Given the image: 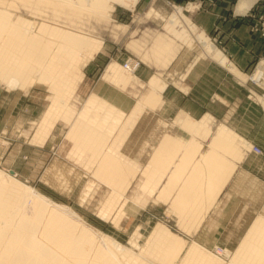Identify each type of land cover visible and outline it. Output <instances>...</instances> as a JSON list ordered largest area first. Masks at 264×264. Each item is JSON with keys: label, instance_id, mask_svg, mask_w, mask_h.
<instances>
[{"label": "bare ground", "instance_id": "obj_1", "mask_svg": "<svg viewBox=\"0 0 264 264\" xmlns=\"http://www.w3.org/2000/svg\"><path fill=\"white\" fill-rule=\"evenodd\" d=\"M12 1L14 2V0ZM25 1L27 2V0ZM138 1L37 0L38 3L48 4L54 10L67 13L68 16L79 15L80 20H83V15L87 13L103 18L109 16V12L115 9V5L131 10ZM253 1L240 0L236 6V12L245 13ZM7 2V0H0V83L13 89L16 87L26 89L27 86L32 87L37 83L47 84L51 93V103L41 118L40 128L49 135L47 130L52 131L58 121L69 124L70 128L66 137L71 138L75 144L88 151L93 164L97 165L94 172L97 173L99 179H103L104 183L114 187V183L127 184L125 182L128 181L125 180L130 175L129 167L131 170L134 167L133 171L135 172L137 165L125 158L121 152V154L118 153L119 144L108 145V141L113 135H115V141H124L141 117L145 115V108L158 107L161 103V94L166 87L165 82L160 79L161 72L147 82L149 91L142 97V100H138L129 114L96 94L88 96L82 108L77 110L76 94L84 78L80 67L84 60L94 59L103 42L91 38L84 25L77 23L80 20L73 22V19L62 18L64 20L53 22V17L50 18V16L42 19V22L36 23L24 17L19 11L8 8ZM171 6L174 5L171 4ZM151 12L146 13V18L151 15ZM57 18L59 17L57 16ZM179 21L183 24L180 32L175 30ZM164 31L158 32L159 34L153 40L154 49L156 47L158 52L164 51V54L167 52L168 55L163 66L161 65L162 69L167 67L170 60L183 46H193L195 43H199L205 48L206 55H212L217 61L227 65V59L224 58L221 51L209 40L205 32L197 30V26L182 13L181 7L177 8L176 14L164 26ZM175 31L179 41L175 40L176 42L172 43L170 35ZM168 42H171L173 46ZM164 54L162 55L164 56ZM229 67L231 68L228 66L227 69ZM259 67V70L253 73L255 74L253 81L254 79H258V81L264 79V67ZM137 68L136 62L125 64L121 68L120 64L111 63L102 77L109 81L112 80L115 82V86L121 85L125 89L127 85L136 83L135 77L131 74L134 75ZM120 71L129 74V76L119 73ZM191 121L185 120L188 126L194 127L195 124ZM40 128L37 129L41 131ZM224 132H226L225 129H223ZM42 133L43 131H41ZM48 135L42 138L47 139ZM232 139L238 141V137H232ZM242 144L241 140L239 146ZM159 160L161 161V159ZM149 170L151 171V169ZM150 171L147 170L146 173H151ZM154 171V174L158 175L153 176H157L160 181L159 174L162 175V173H156L155 169ZM144 176L147 178V183L150 184L149 176ZM153 176L151 175V178ZM14 179L13 176L0 171V264H87L90 255L88 264H155V262L157 264H175L178 261V264H225L223 260L225 258L222 257H226L227 252H216L215 254L214 250L209 252L205 250V247L203 249L194 244L190 245V248L182 254L184 249L182 241L161 224L156 226L144 246H139L138 236H136L133 240L131 239V243L129 242L131 248L127 247L104 232H96V230L94 232L91 227L68 220L56 209L67 211L78 217L79 215L69 206L58 205L35 189ZM130 181L131 179L128 183ZM156 184H158L157 180ZM112 186L111 188H114ZM122 186L120 187L122 188ZM125 186L123 187L125 188ZM142 188V190H147L148 185L144 184ZM118 189L119 187L116 192ZM118 193L119 191L117 192L119 196ZM117 195L113 192L105 203L100 214L104 217L103 219L110 214L115 202L120 201ZM30 199L33 201L31 205L28 204ZM81 203L80 205H82ZM115 222L118 223L116 220ZM37 233L60 248L62 254L67 257L64 258L53 249L44 247L45 244L35 238ZM90 233L95 234V242ZM244 236L242 243L232 254L227 264H264V217L255 219ZM116 254L118 261L115 257ZM213 255H216L218 259L213 258Z\"/></svg>", "mask_w": 264, "mask_h": 264}, {"label": "rangeland", "instance_id": "obj_2", "mask_svg": "<svg viewBox=\"0 0 264 264\" xmlns=\"http://www.w3.org/2000/svg\"><path fill=\"white\" fill-rule=\"evenodd\" d=\"M7 1L8 8L19 11L24 17L36 23H40L42 19L50 16V18L53 17V22L60 19L64 20L65 18L67 20L73 19V22L80 20L79 15L68 16L67 13L66 15L64 12L54 10L48 4L42 3V5L37 0H27V2L25 0ZM238 1H233L234 6H236ZM189 2L190 0H140L131 10L115 5V9L109 12V16H104V18L92 16V14L88 13L83 15L84 19L80 20L81 23L79 21L77 23L84 25L91 38L101 40L103 43L94 59H86L82 62L80 68L84 78L77 90L76 103L71 101L75 103L76 109L82 108L84 101L90 93L95 92L98 85L105 84L113 87L115 82L102 77L111 63L120 64L121 68L125 64L136 62L138 65L137 71L134 75L131 74V76L135 77L136 83L133 82L127 85L130 87H126L121 93L133 95L136 101L131 100L132 104L134 102L135 104L138 103L139 99L142 100V97L146 95V91L149 89L146 85L148 79L143 77L145 72L148 71V67L152 68L153 75L160 73L158 67L162 58V54H160L162 51L158 52L153 45L155 44L153 40L159 33L157 32L154 35L152 30L165 32L164 26L176 14L179 7L182 8V13L197 25L198 31L203 30L193 17L194 13L192 11L196 10V6L192 5V8H188ZM171 4L174 6H171ZM191 9L194 10L191 11ZM187 10L189 12H186ZM259 10L260 6H256L251 14L245 15L250 19V32L263 40L259 34L252 30L253 25L256 24L253 14ZM150 11H152L151 15L146 18V13ZM119 13L122 14L119 16ZM181 26L183 24L179 21L175 30L181 29ZM176 31L170 35L173 40H171L172 43L179 39ZM204 32L210 41L226 55L227 53L223 50L226 49L224 42L217 35H212L207 31ZM171 42L168 43L173 46ZM189 49L194 50L202 58L209 59L204 53L206 51L205 48L198 43L193 44V46H184L180 52ZM256 66L257 64L248 72V75L252 74ZM119 73L126 74L122 71ZM126 75L129 76V74ZM161 77L162 81H167L164 79L162 72ZM175 80H178V78L172 77L169 82L173 83ZM250 83L257 86V83L252 81ZM27 87L26 89L20 87L13 89L0 83V171L6 175L13 176L14 180H18L26 186L35 189L58 205L69 206L79 215L78 217L71 215L67 211L56 209L58 213H62L68 220L79 225L91 227L94 232L95 230L96 232H104L127 247L131 248L129 242L131 243V239L133 240L136 236H138L139 246H144L147 238L158 224L164 225L171 232L183 238L188 245L192 241L198 240L197 238L186 237V234L178 228L177 215L170 211V204L177 197V188L173 189L167 201H157L151 198L143 206L136 203L135 200H128L126 205L122 207L124 199L132 197V194L136 191L141 178V171L136 174L130 187L125 191L126 193L124 192V197L112 208L110 215L107 216L109 218L103 219L104 217L100 216V212L113 194L112 188L104 183L103 179H99L97 173L94 172L97 165L93 164L88 151L75 144L71 138L66 137L70 128L69 124L58 121L52 131L47 130L49 135L40 128L41 118L51 103V93L48 85L37 83L32 87ZM261 87L264 89V82H261ZM129 94L127 95L134 99ZM260 96L263 97L264 94H260ZM175 112L173 105L171 108L162 109L158 107L155 111H148L145 117L144 115L142 116L144 117L143 119L141 117L142 120L140 119L133 132L131 131L132 134L130 132L131 136L128 139L125 138L127 140H124V145V141H115V135L109 138L108 145L119 144V154H121L120 148L123 145L122 153L128 156L127 159L131 158L138 163L137 166L144 168L151 160L152 153L163 135L177 128L175 123L178 117ZM37 128H40L43 133L41 134V131ZM47 135L49 136L47 139L42 138ZM248 154L250 153L245 152V156ZM231 181L229 188L219 198L220 205L217 208L218 210L216 209L213 212L218 218L216 223L207 224L217 226L218 244L206 248L211 252L214 250L215 254L216 252H227V256L222 257L225 258L223 259L225 264L230 261L233 252L238 246L237 244L241 240L240 238L245 235L251 222L258 215L264 214V188L258 187L257 178L253 174L239 169L238 172L233 174ZM32 202V199L28 200V204L31 205ZM148 207H151V211L147 210ZM121 208L124 213H121ZM50 209L53 208L51 207ZM119 217L118 223L115 222V219ZM90 235L95 242V234L90 233ZM35 238L43 242L45 244L44 247L53 249L64 258L67 257L62 254L60 248L48 242L39 233H37ZM213 240L215 239L207 238V241ZM115 257L118 261L117 254ZM214 257L218 259L216 255H213ZM90 258L91 255L88 258V262ZM155 264L157 263L155 262Z\"/></svg>", "mask_w": 264, "mask_h": 264}, {"label": "crops", "instance_id": "obj_3", "mask_svg": "<svg viewBox=\"0 0 264 264\" xmlns=\"http://www.w3.org/2000/svg\"><path fill=\"white\" fill-rule=\"evenodd\" d=\"M233 1L190 0L187 7L196 6L193 17L199 27L212 35H217L224 42L226 49L223 50L227 54H223L222 51L221 53L227 59V65L217 61L212 55H206L205 52L209 59L202 58L201 55L196 54L191 49L180 52L183 46L170 60L167 67L162 69L168 55L167 52L165 54L164 51L161 52L164 56L162 55L160 59L158 70L167 80L164 81L165 86H168L164 88L161 94V103L158 107L164 109L171 108L173 105L176 110L175 115L178 117L175 123L177 128L163 135L152 153L151 160L144 168L139 165L136 166L138 163L129 158L137 167L135 172L133 171L134 167L132 170L130 167L129 174L133 175L141 171V178L136 191L132 197L124 199L122 207L126 205L128 200H135L139 205H145L151 198L157 201H167L173 189L177 188L176 200L171 202V210L170 207L169 210L177 215L178 228L186 234V237L198 239L188 245L183 238L172 232L182 241L184 248L182 254L193 244L203 249L218 244L217 226L207 224L216 223L218 218L213 212L220 205L219 198L229 188L235 172L241 169L243 172L253 174L257 178L258 187L264 188V156H256L251 150L253 145H256L264 151V96H260V94H264V89L261 85L255 86L250 83V81L257 84L261 82L258 79L253 81L255 75L253 73L259 70V66L264 67V42L259 36L250 32V19L246 16L254 9L256 0L243 14L236 12V6L240 0L236 6H234ZM180 30L177 31L180 32ZM152 31H154V35L159 32L155 29ZM178 41L179 39H177ZM256 64V70L248 75V72ZM228 66L231 68L227 69ZM152 72V68L148 67V71L143 77L149 81L155 76ZM146 75L148 76L146 77ZM172 77L178 78V80L170 83L169 79ZM111 86L100 84L96 87L95 92L90 93L89 96L96 94L129 114L136 105L135 102L134 104L131 102V100L136 101L135 97L127 93L134 98L132 99L127 94L121 93L124 90L122 87ZM157 108L146 107L145 115L148 111H155ZM185 120H192L191 122L195 126H188ZM223 129L227 133H223ZM232 137H238V141H233ZM241 140L243 144L239 146ZM122 147L120 148L121 153ZM245 150L250 154L245 156ZM154 169L157 171L156 173H162V175L159 174L160 181H158L157 176H153L158 175L154 174ZM147 170L151 173H146ZM136 174L131 177L129 175L128 179L125 180L129 182L131 179L130 183L125 182L128 186H125L127 184L118 185V183H114V187L109 184L110 187H114L112 188L113 192L117 195L118 191L124 190V193L127 187H130ZM144 175L149 176L152 184L147 183V178ZM144 184L148 185L147 190H142ZM121 185L125 186L126 189L123 186L121 188ZM121 193H118L120 197L117 195L119 200L124 197V194ZM117 202H115L116 205ZM147 210L151 211V207H148ZM121 211L124 213L122 208ZM261 216L264 217V214L258 215L255 219ZM119 218L115 220L119 221ZM244 237L240 238L241 240L233 254ZM207 238L215 240L207 241ZM205 250L209 251L208 248Z\"/></svg>", "mask_w": 264, "mask_h": 264}, {"label": "built area", "instance_id": "obj_4", "mask_svg": "<svg viewBox=\"0 0 264 264\" xmlns=\"http://www.w3.org/2000/svg\"><path fill=\"white\" fill-rule=\"evenodd\" d=\"M264 0H257L254 6V9L256 6H260V10L255 12L252 16L255 18L256 24L253 25L252 30L259 34L263 40H264V5H263ZM254 9L251 11V13L254 11ZM250 13V14H251ZM261 82H264V80H261ZM260 84H256L257 86H260ZM252 152L254 155L262 157L264 156V151L261 149L259 146L254 145ZM263 182H264V177H263Z\"/></svg>", "mask_w": 264, "mask_h": 264}]
</instances>
